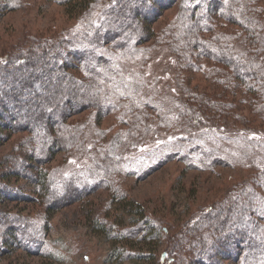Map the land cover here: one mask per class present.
Returning <instances> with one entry per match:
<instances>
[{
	"label": "rangeland",
	"instance_id": "obj_1",
	"mask_svg": "<svg viewBox=\"0 0 264 264\" xmlns=\"http://www.w3.org/2000/svg\"><path fill=\"white\" fill-rule=\"evenodd\" d=\"M61 1L64 0H0V58H6L8 54L16 58L44 42L54 43L58 39L85 30L87 26L82 21L87 20L88 12L77 17L69 16L65 10L68 2L63 5ZM232 2L242 3L240 8L247 9L248 13L252 12L251 5H257L252 6L256 10L263 8L257 19L264 21V0H255L256 4L248 0H226L223 5H233ZM109 3L118 5V0H109ZM99 6L101 9L104 5L100 3ZM168 7L161 10L158 18L150 23L148 34L152 29L154 35L135 50V56H125L121 60V57L117 58L114 84L110 89L104 90H109L114 97V109L102 118L98 119L90 109L64 116L58 107L53 106H56V103L52 101L62 97L66 89L73 91L70 89L71 84L54 74L57 70L50 67L52 75L45 80L48 86L44 89L40 82L44 76L41 74L39 77L40 73H33V81L29 82L31 90L24 105L21 104L20 116L10 120L18 123L23 115L24 118H27L26 115L32 117L33 113L37 114L40 110L42 124L32 126L33 129L37 128L36 133L39 130L65 132L71 129L75 135H71L72 140L70 137L67 139L65 135L62 139L54 135L58 139L55 147L59 148L54 149L52 153L53 144L48 138L42 140L48 145L46 150L40 146L38 141L41 140L35 139L31 132L22 129L13 132L6 129L1 131L0 176L6 177L3 180L0 178V187L4 188H0L1 191L4 190L0 198V223L4 225H0V264H160L158 256L166 246L162 237L107 238L103 232L95 230L94 221L101 220L108 227L114 224L111 228L113 231L128 230L135 219L140 218L127 204L129 201L139 205L146 215L166 225V234L172 241L171 236H175L176 231L191 221V214L200 207L212 206L211 204L223 198L225 193L231 197L235 194L232 185L251 173L245 169V164L249 163L242 158L241 155L244 154L238 152H235V159L238 158V161L231 167L215 166L212 170H204V167L200 166L188 169L183 162L177 160L158 164V153L148 155V151L155 147L162 151L169 145L167 141L177 136L176 131L180 130L178 120L181 105L188 101L189 93L198 94L204 91L212 100L215 98L210 88L215 86L211 85V81L205 80L204 75L206 67L209 65L208 68H212L213 62L196 59L193 64L197 67L195 70L192 66L181 70L178 65L177 46L180 44L176 42L179 35L176 34L177 26L174 25L180 15L181 1L174 0L173 5ZM71 8L80 7L75 4ZM94 17L99 20V13ZM213 17L224 25L230 23L223 17ZM238 21L242 24H229L232 25L229 27L230 37L223 38L225 42L232 44L219 45L225 50L228 48L226 45L235 46L233 57L238 56L240 61L242 52L238 41L243 40L244 44L248 41L247 36H243L247 34L248 28L243 27L247 23L244 19ZM110 24L111 22H107V25ZM163 36L168 37L171 42H167ZM11 60L14 61L13 64L6 68L12 77H16L27 73L24 61L30 62L32 59L25 57L23 61H16L14 58ZM37 67L45 71V67L43 69L38 61ZM68 68L67 73L78 74L76 69ZM188 72L190 74L187 75ZM26 85L28 86V83H25ZM56 88L61 90V95L56 92V96L54 95L52 90ZM79 91H74V98ZM102 94L105 95V92ZM2 98L7 101L5 93ZM45 102L48 104L42 106ZM69 102L62 106L71 109ZM84 102L79 103L85 105ZM246 103L247 101L241 109H245ZM25 106L31 111H25ZM139 111L141 112L138 113ZM240 114H243L242 110ZM61 117L66 119L63 120L64 123ZM57 121L62 123V126L57 127ZM2 122L6 123L7 120L3 118ZM44 124L50 127L47 129ZM254 127L253 123L239 127L243 130L239 132L240 137L233 139V142H236L234 144L229 143L230 140L225 141L226 148L230 146L234 149L231 145H246L247 149H242L248 153L253 151V145L257 144L261 146L259 153L264 154V129L256 130ZM229 133L230 131L221 129L213 132V136H230ZM202 136L204 132L200 133L199 137ZM245 138L256 139L254 143L245 144ZM205 141L213 143L206 137ZM140 145L141 147L137 148ZM212 146L214 147V144ZM43 152L46 159L42 156ZM106 161L116 163V166H104ZM42 170L47 175L56 174L60 177L70 174L76 184H83V188L84 185L92 186L87 191L79 189L83 195L77 198V195L70 194L59 203L56 200L51 202L50 193L45 199L44 189L36 184L39 180L38 174ZM97 177L102 178L103 182ZM115 189L124 194L121 200H111L110 190ZM49 207L51 209H48ZM14 224L21 229L26 226L36 234L37 237L31 245L27 246L26 243L24 249H21L15 245L16 241L10 240L11 242L6 244V233ZM240 226L245 225L243 223ZM247 236L249 237L243 236L246 239L239 243L241 245L233 246L237 247L233 258H222L220 261L224 264H253L256 257L264 260V239L250 233ZM237 239L242 240L240 232L236 235ZM251 241L263 247V252L255 253L253 248H249ZM116 247L151 256L148 259L118 261L111 255Z\"/></svg>",
	"mask_w": 264,
	"mask_h": 264
},
{
	"label": "trees",
	"instance_id": "obj_2",
	"mask_svg": "<svg viewBox=\"0 0 264 264\" xmlns=\"http://www.w3.org/2000/svg\"><path fill=\"white\" fill-rule=\"evenodd\" d=\"M180 1L182 8L177 17L178 21L174 25L177 26L175 31L179 35L176 42L180 44L177 46L178 65L181 70L188 66H192L195 70L197 67L193 64L196 59L213 62L212 68H208L209 65L206 67L204 75L205 80L211 81V85L215 86V88L210 87L215 98L212 100L210 95H206L204 91L198 94L189 93L188 101L181 105L178 120L180 130L176 131L177 136L167 141L169 145L165 146L162 151L155 147L148 151V155L152 156L154 153H158L160 155L158 164L177 160L183 162L188 169L200 166L204 167V170H212L215 166L231 167L234 162L238 161V158L235 159V152H238L244 154L238 155H241L249 163V165L245 164V169L251 173L237 181V184L232 185V191L235 194L231 197L230 194L225 193L224 197L212 203V206L200 207L191 214L189 217L191 221L186 222L180 230L176 231L175 236H171L172 241L166 234L167 229L164 227L166 225L154 217L146 215L139 205L129 201L127 204L139 214L140 218L135 219L128 230L113 231L111 228L114 224L108 227L101 220L94 221V228L103 232L107 238L112 239L162 237L165 239L166 246L158 256L160 264H224L220 260L233 258L234 252L237 250V247L233 246L241 245L239 243L249 237L248 233L264 239V154L259 153L261 146L254 144V150L247 153L244 150L247 149L246 145L240 146L241 148L231 145L234 149L230 146L226 148L224 145L227 140H230L231 144L236 143L233 142V139L240 137L239 132L243 131L239 127L253 123L256 130L264 129V21L257 19V15H261L263 8L259 9V7V12L252 7H257V5H251L252 12L248 13L247 9L240 8L242 3L232 2L233 5H223L226 0ZM248 1L256 4L255 0ZM61 2L63 5L68 2L65 10L69 16L77 17L81 13L85 15L88 12L87 20L82 21V23H86L85 30L68 35L64 39H58L54 43L44 42L16 58L9 54L6 58H0V61H3L0 63V135L1 131L5 129L10 132L22 129L31 132L35 139L41 140L38 142L46 150L48 145L42 141L43 139L48 138V141L55 147L58 144V139L54 135L60 136L61 139L65 135L67 139L70 137L72 140L75 133L71 129L65 132L39 130L36 133L37 128L33 129L32 126L42 124L43 117L40 116V110L37 114L33 113L32 117L26 115L27 118H24L23 115L18 123L11 121L20 116L21 104L24 105L25 98L31 90L29 82L33 81V73H40L39 77L41 74L44 76L40 81L44 89L48 86V82L45 80L52 75L50 67L57 70V73L54 74L66 79L71 84L72 88L70 89L73 91L66 89L62 97L52 101L56 103V106L54 104L53 106L58 107L64 116L90 109L94 111V115L98 116V119L102 118L103 115L114 109V97L109 90H104L114 84L117 58L121 57L119 58L121 60L125 56H135V50L154 35L152 29L148 34L150 23L158 18L161 10L173 5L174 0H118V5L114 3L110 5L109 0H64ZM100 3L104 5L101 9L99 8ZM75 4L80 8L72 9L71 7ZM98 13L99 20L94 17ZM216 15L223 17L234 26L242 24L241 21H238L239 19H244L247 22L243 26L248 28L247 34L243 36L244 38L247 36L248 41L245 44L243 40L238 41L242 52L240 61L237 59L238 56L233 57L232 51L235 46L226 45L228 48L225 50L219 45L220 43L232 44L223 40V38L230 37L229 27L232 25H224V23L216 21L213 17ZM107 22H111V24L107 25ZM144 33L147 34L146 39ZM163 39L171 42L168 37L163 36ZM25 57L32 59L30 62H26L28 58L24 61L27 73L12 77L6 68L13 64L14 61L11 58L23 61ZM37 61L43 69L45 67V71L37 67ZM68 67L76 69L78 74L67 73ZM39 70L40 72H38ZM188 74L190 73L188 72ZM18 77L21 78L17 79ZM25 83H28L27 87ZM74 89L80 90L78 94H75V98ZM52 92L54 95L55 92L57 95H61V90L58 88ZM102 92H105V95ZM4 93L7 101L2 98ZM81 101L87 103L84 102L85 105H83L79 103ZM246 101L245 109H241ZM68 102L73 109H66L62 106ZM46 104L48 103H42V106ZM24 110L31 111L27 106L24 107ZM240 110L243 114H240ZM138 113L136 112V114ZM3 118L7 120L6 123L2 122ZM61 118L62 122L66 120L64 117ZM55 124L57 127L62 126L59 121ZM44 125L47 129L50 127ZM221 129L230 131V136H213V132H218ZM256 130H247V132ZM202 132H204V136L199 137ZM251 135L254 136V134ZM205 137L213 143H207ZM222 138L223 140H221ZM255 139L248 138L245 140V144L254 143ZM141 145L137 148H140ZM53 146L51 147L52 153L54 149L59 148ZM137 148L136 150H138ZM44 155L43 152L42 156L46 159ZM106 165L112 167L116 166V163L106 161L104 166ZM42 171L38 174L39 180L36 184L44 189L43 197L45 199L50 193L51 202L56 200L59 203L70 194L71 196L77 195V198L83 195L82 190L87 191L92 186V184L87 187L84 185L83 188V184H76L70 174L60 177L56 174L47 175ZM5 177L4 175L0 176L1 180ZM97 179L103 182L102 178L97 177ZM3 191L0 190V198ZM110 193L111 200L113 198L121 200L124 195L118 189L110 190ZM243 223L245 226L241 227L240 225ZM0 225L4 227L3 224L0 223ZM246 226L248 227L246 228ZM239 232L242 240L238 241L236 235ZM6 235L8 238L6 244L16 241L15 245L21 249H24L26 243L27 246L31 245L34 238L37 237L26 226L21 229L15 224ZM249 244V248H253L255 253L263 252V247L259 244L252 241ZM111 255L118 261L148 259L151 256L122 247L114 248ZM252 256L254 257V255ZM256 258L253 264H264V260Z\"/></svg>",
	"mask_w": 264,
	"mask_h": 264
}]
</instances>
